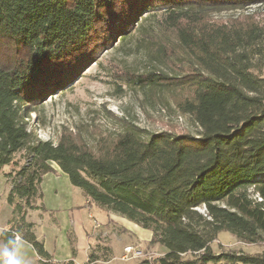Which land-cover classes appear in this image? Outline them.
Segmentation results:
<instances>
[{
    "label": "trees",
    "instance_id": "obj_1",
    "mask_svg": "<svg viewBox=\"0 0 264 264\" xmlns=\"http://www.w3.org/2000/svg\"><path fill=\"white\" fill-rule=\"evenodd\" d=\"M251 6L264 0H0V169H8L11 209L0 240L18 236L43 264H60L27 220L44 210L41 184L54 164L87 207L150 232L149 244L166 255L141 264H264V254L210 247L220 233L264 243V24L251 16L211 21ZM145 14L161 17L158 30L172 42L157 55L170 66L184 55L190 69L150 71L135 84L183 89L177 108L199 131L149 134L128 124L94 148L79 133L39 140L28 125L35 106L117 37L125 42Z\"/></svg>",
    "mask_w": 264,
    "mask_h": 264
},
{
    "label": "rangeland",
    "instance_id": "obj_2",
    "mask_svg": "<svg viewBox=\"0 0 264 264\" xmlns=\"http://www.w3.org/2000/svg\"><path fill=\"white\" fill-rule=\"evenodd\" d=\"M250 16L264 24V6L214 14L211 15V21L225 24ZM160 19L159 15L153 17L147 14L138 18L140 25L134 27L125 42H119L117 37L111 49L101 53L96 61L82 69L69 84L46 95L43 102L35 106L36 111L30 115L28 122L29 128L35 130L37 138L41 141L56 142L62 133H79L88 145L94 148L100 137L120 133L128 124L149 134H196L198 128L176 105L178 99L185 97L187 92L183 89L151 92L135 84L136 77L146 75L150 71L159 70L182 76L190 69L188 58L184 55L182 58L174 57L172 66L157 55L158 48L168 47L172 43L169 37L158 30L157 21ZM166 53L169 55L168 50ZM53 166L56 167L54 164ZM6 172V167L0 169V234L11 216V209L6 204L10 189L4 177ZM41 190L44 208L58 211L63 204H72L85 215V223L90 229L100 231L99 226H109V233L105 236L108 242L105 244L109 247L110 264H141L143 261L152 262L153 259L166 255L161 247L149 244L146 230L134 226L116 214L101 211L96 206L87 207L81 190L72 186L61 171L59 176L48 174L42 181ZM250 195L256 198L253 193ZM33 212L28 213L29 222V214ZM88 212L92 216L91 219H87ZM198 212L203 213V210L198 209ZM31 218L36 220L35 215ZM45 227L47 229V225ZM43 231L38 229L37 233L41 234ZM62 232L57 235L58 239L66 233V229H62ZM45 238L48 244L54 241L53 236L46 235ZM82 242L86 247L87 241L83 239ZM64 245L58 249L63 252L67 247L69 254L74 255L73 243L67 240ZM126 246H132L135 251L141 253L140 256L128 261L120 260ZM210 247L216 254L231 251L252 255L264 254V243L244 244L228 233H220ZM63 254L60 251L58 253L59 256ZM75 258L76 264L87 261L83 250H79ZM89 263L88 260L86 264Z\"/></svg>",
    "mask_w": 264,
    "mask_h": 264
},
{
    "label": "crops",
    "instance_id": "obj_3",
    "mask_svg": "<svg viewBox=\"0 0 264 264\" xmlns=\"http://www.w3.org/2000/svg\"><path fill=\"white\" fill-rule=\"evenodd\" d=\"M53 168L54 172L51 174L59 176L60 171L58 167L53 166ZM47 175H45L44 178H46ZM76 208L77 206L65 203L58 211L44 208L43 211H34L33 213L29 214L30 222L34 224L35 236L38 241L43 243L46 252L50 255V262L60 264H76L75 257L79 250H83L87 256L86 262H88L90 256L94 257L92 262L89 264H110L111 260L108 256L109 247H107L105 244L108 242V239L107 237L105 238V236L109 233V226H99V228H101L100 231L96 230L95 228L90 229V227L85 223V215H83L81 210L78 211ZM78 208L80 209L81 207L79 206ZM32 215L36 216V220L31 218ZM91 217V214L88 212L87 219H91ZM46 225L47 229L45 227ZM38 229H42L44 231L41 234H38ZM62 229H66V233H64L63 236L59 237L58 239L57 235L62 232ZM45 234L48 237L53 236L54 241L48 244ZM147 235H149L150 239L151 234L149 231H147ZM83 239L87 241L86 247L83 245ZM67 240H69L74 245V255L69 254V248L67 247H65L63 252L58 249L61 246H65L64 242ZM0 242L2 241L0 240ZM59 251L60 253H64L63 256L58 255ZM23 252L25 264H43L29 244H23ZM104 254L105 256L101 257V255ZM86 262L83 264H86Z\"/></svg>",
    "mask_w": 264,
    "mask_h": 264
},
{
    "label": "clouds",
    "instance_id": "obj_4",
    "mask_svg": "<svg viewBox=\"0 0 264 264\" xmlns=\"http://www.w3.org/2000/svg\"><path fill=\"white\" fill-rule=\"evenodd\" d=\"M24 243L19 237L0 242V264H25Z\"/></svg>",
    "mask_w": 264,
    "mask_h": 264
},
{
    "label": "built area",
    "instance_id": "obj_5",
    "mask_svg": "<svg viewBox=\"0 0 264 264\" xmlns=\"http://www.w3.org/2000/svg\"><path fill=\"white\" fill-rule=\"evenodd\" d=\"M18 236H15L14 239H16ZM139 251H135L132 246H126L123 248V255L121 256L120 260L122 261H128L131 258H136L140 256ZM150 259V258H148Z\"/></svg>",
    "mask_w": 264,
    "mask_h": 264
}]
</instances>
